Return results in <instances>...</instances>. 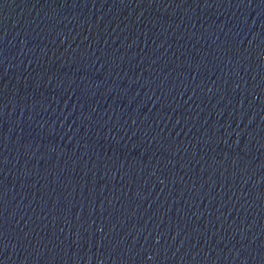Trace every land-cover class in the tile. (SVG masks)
<instances>
[{
    "label": "water",
    "instance_id": "95a60500",
    "mask_svg": "<svg viewBox=\"0 0 264 264\" xmlns=\"http://www.w3.org/2000/svg\"><path fill=\"white\" fill-rule=\"evenodd\" d=\"M0 264H264V0H0Z\"/></svg>",
    "mask_w": 264,
    "mask_h": 264
}]
</instances>
